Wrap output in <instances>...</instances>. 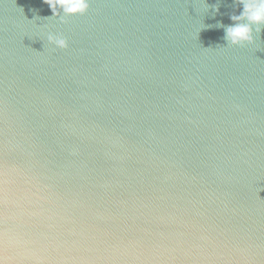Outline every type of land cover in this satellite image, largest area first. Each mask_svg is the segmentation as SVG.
Masks as SVG:
<instances>
[{"label": "water", "instance_id": "water-1", "mask_svg": "<svg viewBox=\"0 0 264 264\" xmlns=\"http://www.w3.org/2000/svg\"><path fill=\"white\" fill-rule=\"evenodd\" d=\"M241 10L0 0V264H264V28L214 27Z\"/></svg>", "mask_w": 264, "mask_h": 264}, {"label": "clouds", "instance_id": "clouds-1", "mask_svg": "<svg viewBox=\"0 0 264 264\" xmlns=\"http://www.w3.org/2000/svg\"><path fill=\"white\" fill-rule=\"evenodd\" d=\"M51 11L49 17H34L33 20H48L57 18L61 23L66 17L83 15L89 8V0H42ZM235 4L241 6L242 10L238 15H230L229 19L233 22L230 25H223L217 22L214 27L223 28L226 47H243L245 44H252L255 38L259 36L262 28H264V0H234ZM213 15L218 11V5L212 6ZM32 21V20H31ZM211 28L213 25H207L202 28ZM46 41L55 48L66 49L68 47L67 39L61 34L47 33ZM217 47H222L217 45Z\"/></svg>", "mask_w": 264, "mask_h": 264}]
</instances>
